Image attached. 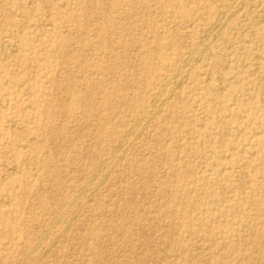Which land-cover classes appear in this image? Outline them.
<instances>
[{"label": "rangeland", "instance_id": "1", "mask_svg": "<svg viewBox=\"0 0 264 264\" xmlns=\"http://www.w3.org/2000/svg\"><path fill=\"white\" fill-rule=\"evenodd\" d=\"M230 2L0 0V264H264V0L167 85Z\"/></svg>", "mask_w": 264, "mask_h": 264}, {"label": "bare ground", "instance_id": "2", "mask_svg": "<svg viewBox=\"0 0 264 264\" xmlns=\"http://www.w3.org/2000/svg\"><path fill=\"white\" fill-rule=\"evenodd\" d=\"M205 1V0H204ZM202 2V1H201ZM177 4V3H176ZM242 4H243V0H231V2L229 4L226 5L225 7V10H224V13L222 15H220V17L218 16L217 20H215V22L212 24V26L210 27V31H208L199 41H194L192 42V44L190 45V47L187 49L186 51V55L185 57L181 60V62H179V64L177 66H175V68L173 69V73L172 75L169 77V81L167 82V85H172L174 87V89L177 90V95L180 96L183 94V80L185 78H188L194 70H196V68L199 66V62L201 61L200 57L202 56L203 57V54H205L206 52H208L209 50V47H210V44L212 41H210L211 37L212 36H215L218 34V32H220L222 29H224L226 26H227V22H226V16L228 15H240V9L242 7ZM214 5V4H213ZM252 5V4H251ZM243 9V7H242ZM241 9V10H242ZM248 16V15H247ZM74 18V17H73ZM229 19V18H228ZM227 19V20H228ZM246 22V21H245ZM191 28V27H190ZM232 32V31H231ZM3 33V32H2ZM24 34V33H23ZM27 35V34H26ZM219 36V35H218ZM217 36V37H218ZM15 38V37H14ZM214 41V40H213ZM39 42V41H38ZM189 44V43H188ZM14 45V44H13ZM12 49V47H11ZM257 51V50H256ZM13 52V51H12ZM211 55V54H210ZM212 56V55H211ZM225 61V60H224ZM154 64V63H153ZM166 78V77H165ZM188 80V79H187ZM166 82V80H165ZM133 86V85H132ZM172 95V94H171ZM171 98V97H170ZM168 97V95L166 94V88L164 89H161L160 91H158L157 95L151 99L148 100L147 104L145 105L144 107V112L143 114L141 115V117H147L149 115H153V114H158V113H161L162 110H163V106H164V103L165 102H168V100L170 99ZM1 103V102H0ZM142 113V112H141ZM139 118L135 123H134V126H138L140 125L141 123V119L143 118ZM153 118V116H152ZM17 121V120H16ZM15 121V122H16ZM224 122V121H223ZM15 124V123H14ZM65 125V124H64ZM147 128V127H146ZM143 129V128H142ZM132 130V129H131ZM130 130V132H131ZM64 131H65V128H64ZM132 133H133V130H132ZM141 134V133H140ZM130 135V134H129ZM56 136V135H55ZM124 137V136H123ZM122 140V139H121ZM124 142V141H123ZM20 148V147H19ZM124 148L125 145L120 142L116 145L114 149V151H112V155L115 153L118 154L119 152H124ZM125 153V152H124ZM111 155V154H110ZM122 153L118 154V156H121ZM110 158V157H109ZM112 158V157H111ZM118 158V157H117ZM119 159V158H118ZM106 160V159H105ZM117 162V161H115ZM11 163V162H10ZM66 163V162H65ZM105 163V162H104ZM107 163V161H106ZM105 163V165H106ZM102 166V165H101ZM100 168H98L99 170ZM101 170V169H100ZM224 171V170H223ZM101 172V171H100ZM85 173V172H84ZM104 173V172H103ZM96 174V172H95ZM93 174V176L95 175ZM200 174V173H199ZM107 177V176H106ZM91 180V179H90ZM89 181V180H88ZM90 182V181H89ZM87 185V184H86ZM89 185V184H88ZM87 188V187H86ZM95 189V188H94ZM98 189V188H97ZM73 191V190H72ZM79 192V196L85 200H87L89 198V191H86V189H81V190H78ZM91 193V192H90ZM74 194H76L74 192ZM76 197V196H75ZM74 197V198H75ZM79 197V198H80ZM77 198H75L74 200L70 201L68 204H67V207L70 208L72 206L75 205V200ZM81 200V199H80ZM90 201V200H88ZM81 205V204H80ZM66 207V209H68ZM78 207V205H77ZM79 208V207H78ZM65 209V210H66ZM78 211V209H76ZM80 210V209H79ZM76 211V212H77ZM65 212V211H64ZM63 214V213H62ZM61 214V216H62ZM64 215V214H63ZM60 217V216H59ZM63 218V217H62ZM60 219V218H58ZM56 221H58L56 219ZM65 221H68V220H65ZM69 222V221H68ZM66 227V226H65ZM66 230V228L64 229ZM52 232V231H51ZM49 234V232L47 233ZM51 234V233H50ZM44 236V235H43ZM59 236V234H58ZM57 236V238H58ZM47 237V236H46ZM42 238V236H41ZM44 238V237H43ZM41 240V239H40ZM41 242V241H40ZM54 242V241H53ZM39 244V243H38ZM51 244V243H50ZM39 246V245H38ZM37 246V247H38ZM36 250V248H35ZM44 250V249H43ZM257 250V249H256ZM33 251V250H32ZM43 254V253H42ZM27 256V255H26ZM24 256V257H26ZM41 256V255H40ZM259 257V256H258ZM38 258V256H37ZM21 261V260H20ZM23 261V260H22ZM25 263V261H24ZM23 264V262H22Z\"/></svg>", "mask_w": 264, "mask_h": 264}]
</instances>
